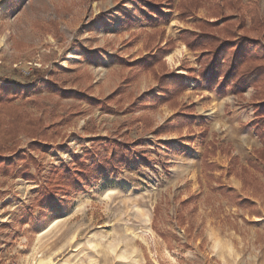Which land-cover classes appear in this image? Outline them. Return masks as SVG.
Instances as JSON below:
<instances>
[{
	"label": "rangeland",
	"instance_id": "374dc122",
	"mask_svg": "<svg viewBox=\"0 0 264 264\" xmlns=\"http://www.w3.org/2000/svg\"><path fill=\"white\" fill-rule=\"evenodd\" d=\"M168 7L165 20L141 0H0V93L7 87L11 103L45 128L44 147L31 148L38 136L21 130L0 150V161L14 162L8 172L0 166V264H264L256 89L220 96L198 82L200 51L180 33L217 18L200 7L181 19ZM255 7L264 23V0H241L247 27ZM249 34L264 45V30ZM159 37L161 46L173 40L165 72L187 87L177 106L142 107V96L161 92L150 71L130 64ZM183 110L186 122H177ZM9 118L0 104V119ZM97 139L88 166L112 153L107 140L127 144L128 162L37 202L52 166L73 169ZM22 167L32 179L16 174Z\"/></svg>",
	"mask_w": 264,
	"mask_h": 264
},
{
	"label": "trees",
	"instance_id": "16d2710c",
	"mask_svg": "<svg viewBox=\"0 0 264 264\" xmlns=\"http://www.w3.org/2000/svg\"><path fill=\"white\" fill-rule=\"evenodd\" d=\"M141 2L145 3L148 13L154 14L156 19L166 20L171 16V13H165L162 10L164 3L169 6L168 8L174 7L181 19L194 15L200 7L206 8L209 17L217 18V20H200L197 23L199 31H182L180 39L191 50L200 51L198 55L200 68L197 81H204L209 90L215 89L216 94L221 96L226 94L228 90H232L235 94H242L244 89L249 86L256 89L253 99L259 101L254 103V117L250 121V126L263 144L262 147L254 150L256 160L264 162V45L249 34L250 31L255 32L256 30L257 33H261L264 30V23L258 7H255L250 14V25L247 27L245 25L247 20L241 8V0H179L176 4L174 0H141ZM227 9L236 11L239 20L233 19L232 14H227ZM147 18L153 20L152 17ZM148 38L151 41L156 40L152 33L149 34ZM163 40L162 37H159L158 43L151 47L149 54L130 64V66L135 64L143 71H150L157 80L158 90L161 92V95L156 92L146 93L142 96L139 106L155 108L159 101L177 106L178 96L187 87L183 75L172 71L165 72L162 57L165 52L172 48L173 40L168 39L161 46L160 42ZM250 43L255 44L254 51L248 48ZM4 92L6 94L0 93V104L6 108L10 118L7 121L0 119V150L5 148L4 143L14 140L17 132L21 130L38 136L39 140L31 143V148L44 147L45 128L43 120L40 117L20 111L11 103L14 96L8 93L7 87ZM181 107L186 110L191 109L188 104H182ZM185 117L184 110L175 113L177 122H186ZM142 120L146 126L151 125L150 117L144 116ZM158 128L161 130V127ZM100 140L97 139L93 150L87 151L76 160V167L73 169L65 166H52L47 184L37 192V202L50 201L58 190L68 192L81 181L97 180L101 169L116 172L122 164L128 162L130 151L127 144L118 140H107L108 146L106 148L112 146V153L108 156H101L99 161L88 166L86 160L94 157ZM249 163L256 167V161L250 160ZM12 165L14 162L10 158L0 161V166L3 167L4 172H8ZM16 174L26 179L33 178L26 167L18 169ZM219 189L223 194L226 193V188L223 185H220Z\"/></svg>",
	"mask_w": 264,
	"mask_h": 264
},
{
	"label": "bare ground",
	"instance_id": "6f19581e",
	"mask_svg": "<svg viewBox=\"0 0 264 264\" xmlns=\"http://www.w3.org/2000/svg\"><path fill=\"white\" fill-rule=\"evenodd\" d=\"M185 49H186L185 45L181 44L180 47H179L177 50L174 51V53H179L180 51L185 50ZM167 56H168V55H167ZM170 57H171V56H170ZM170 57H169V58H170Z\"/></svg>",
	"mask_w": 264,
	"mask_h": 264
},
{
	"label": "crops",
	"instance_id": "0c3cea01",
	"mask_svg": "<svg viewBox=\"0 0 264 264\" xmlns=\"http://www.w3.org/2000/svg\"><path fill=\"white\" fill-rule=\"evenodd\" d=\"M263 262H264V260H263Z\"/></svg>",
	"mask_w": 264,
	"mask_h": 264
}]
</instances>
